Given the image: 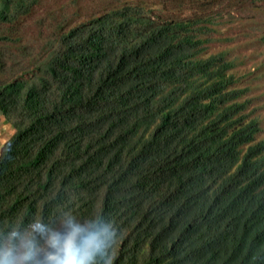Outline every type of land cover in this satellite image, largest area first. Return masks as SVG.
<instances>
[{
  "label": "trees",
  "instance_id": "16d2710c",
  "mask_svg": "<svg viewBox=\"0 0 264 264\" xmlns=\"http://www.w3.org/2000/svg\"><path fill=\"white\" fill-rule=\"evenodd\" d=\"M43 2L0 0V250L39 242L37 219L98 264H264L261 120L227 51L206 55L264 0L30 19Z\"/></svg>",
  "mask_w": 264,
  "mask_h": 264
},
{
  "label": "rangeland",
  "instance_id": "374dc122",
  "mask_svg": "<svg viewBox=\"0 0 264 264\" xmlns=\"http://www.w3.org/2000/svg\"><path fill=\"white\" fill-rule=\"evenodd\" d=\"M119 1L44 0L30 19L50 12H56L58 18H61V14L75 13L77 10L88 13ZM215 36L217 39L209 44L206 55L227 51V58L236 62L234 71L240 78L238 86L247 88L245 97L251 99L250 108H255V114L261 120L262 131L258 137H264V3L249 4L233 12Z\"/></svg>",
  "mask_w": 264,
  "mask_h": 264
},
{
  "label": "clouds",
  "instance_id": "9594fccd",
  "mask_svg": "<svg viewBox=\"0 0 264 264\" xmlns=\"http://www.w3.org/2000/svg\"><path fill=\"white\" fill-rule=\"evenodd\" d=\"M29 226L33 231L29 232L28 236H33L35 231H39L40 241H28L25 245L26 251L15 256L11 250H0V264H98L99 245L88 244L74 250V243L68 238L69 233L48 232L37 219L29 221ZM58 237L64 239L58 241ZM2 245L3 238L0 237V249ZM108 247L109 245L105 246V252ZM104 264H111L110 255L104 260Z\"/></svg>",
  "mask_w": 264,
  "mask_h": 264
},
{
  "label": "crops",
  "instance_id": "0c3cea01",
  "mask_svg": "<svg viewBox=\"0 0 264 264\" xmlns=\"http://www.w3.org/2000/svg\"><path fill=\"white\" fill-rule=\"evenodd\" d=\"M14 133L13 126L0 113V146Z\"/></svg>",
  "mask_w": 264,
  "mask_h": 264
}]
</instances>
